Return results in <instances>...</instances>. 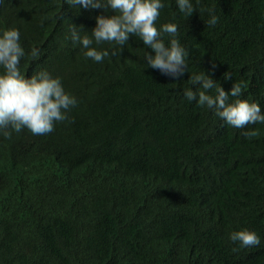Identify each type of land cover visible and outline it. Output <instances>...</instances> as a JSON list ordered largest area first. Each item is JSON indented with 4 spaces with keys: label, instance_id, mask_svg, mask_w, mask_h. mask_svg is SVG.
Listing matches in <instances>:
<instances>
[{
    "label": "trees",
    "instance_id": "obj_1",
    "mask_svg": "<svg viewBox=\"0 0 264 264\" xmlns=\"http://www.w3.org/2000/svg\"><path fill=\"white\" fill-rule=\"evenodd\" d=\"M164 4L156 24L175 22L187 50L175 78L131 34L122 49L94 44L101 62L83 56L70 26L91 32L111 9L0 0V27L41 53L21 72L47 70L78 101L49 133L0 135V264H264V122L235 128L183 96L205 71L226 91L243 81L264 112V0H200L188 17ZM241 228L260 244L231 241Z\"/></svg>",
    "mask_w": 264,
    "mask_h": 264
},
{
    "label": "clouds",
    "instance_id": "obj_2",
    "mask_svg": "<svg viewBox=\"0 0 264 264\" xmlns=\"http://www.w3.org/2000/svg\"><path fill=\"white\" fill-rule=\"evenodd\" d=\"M73 8H102L112 14H98L91 32H81V27L70 26V39L79 44L84 57L101 62L109 55L108 49L93 46L102 42L124 46L129 36L139 38L150 47L152 53L144 51L146 66L158 69L172 77H180L188 70L185 57L187 50L177 37V24L164 22L159 26L156 20L164 0H66ZM178 11L190 16L197 9L200 0H175ZM208 17L204 21L215 25L219 17L211 7L204 9ZM164 34H168L165 40ZM120 49V50H121ZM115 49H113V52ZM38 47L25 51L20 43V31L13 26L0 27V135L8 136L11 130L19 132L26 128L34 135L46 134L57 128L58 121L66 119L67 111L74 107L77 98L65 91L60 78L41 69L25 77L21 72V59L28 56L32 60L40 57ZM232 73L225 72L224 79H231ZM188 80L197 84L185 88L183 96L198 106L214 111L226 125L244 128L249 124L264 122V112L257 101L242 98L243 81H233L226 91L211 75L202 72L191 73ZM229 97L235 99L229 100ZM59 126V125H58ZM245 137L255 136L256 130L247 129ZM229 239L238 242L241 248L260 244V236L255 230L241 228L229 233Z\"/></svg>",
    "mask_w": 264,
    "mask_h": 264
},
{
    "label": "bare ground",
    "instance_id": "obj_3",
    "mask_svg": "<svg viewBox=\"0 0 264 264\" xmlns=\"http://www.w3.org/2000/svg\"><path fill=\"white\" fill-rule=\"evenodd\" d=\"M84 59V58H83ZM203 132V131H202ZM218 137V136H217Z\"/></svg>",
    "mask_w": 264,
    "mask_h": 264
}]
</instances>
